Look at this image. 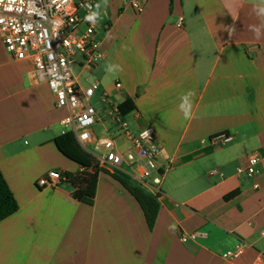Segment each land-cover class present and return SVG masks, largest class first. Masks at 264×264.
<instances>
[{
  "label": "crops",
  "instance_id": "0c3cea01",
  "mask_svg": "<svg viewBox=\"0 0 264 264\" xmlns=\"http://www.w3.org/2000/svg\"><path fill=\"white\" fill-rule=\"evenodd\" d=\"M99 5L103 57L72 71L83 89L86 75L96 78L103 107V92L118 106L132 99V131L154 130L164 171L155 225L103 169L101 152L93 205L72 198L66 179L38 186L51 171L83 170L55 143L69 111L0 35V170L19 205L0 222V264H264V0H148L140 12L126 0ZM96 124V138L116 134L98 110ZM220 134L233 140L212 144ZM254 153L258 174L238 173ZM192 232L202 235L180 239ZM242 241L241 256L223 257Z\"/></svg>",
  "mask_w": 264,
  "mask_h": 264
},
{
  "label": "built area",
  "instance_id": "2783aa9c",
  "mask_svg": "<svg viewBox=\"0 0 264 264\" xmlns=\"http://www.w3.org/2000/svg\"><path fill=\"white\" fill-rule=\"evenodd\" d=\"M126 2L140 12L148 0ZM93 10L94 0H0V35L13 59L31 61L37 77L45 80L54 93L57 107L69 111L61 121L62 134L72 132L77 142L93 157L101 152V156H97L103 169L113 174L120 172L127 175L149 188L153 196L160 197L164 171L158 166L161 145L154 130L145 127L137 132L132 131L128 119L106 92L101 95V102L105 105L108 119L116 128V134L99 138L94 136L97 110L91 99L99 84L94 83L83 89L72 71L79 59L83 68L91 70L103 57ZM182 21L180 17L179 24ZM115 85L120 87V83ZM232 140L231 135L220 134L212 137L210 142L223 146ZM261 160L260 154H252L247 166L238 167V173L254 177L259 172ZM62 179L66 177L60 171H51L37 184L39 187L55 186ZM200 235V232L182 233L180 239L187 242ZM245 249L246 243L239 242L223 257L238 258Z\"/></svg>",
  "mask_w": 264,
  "mask_h": 264
},
{
  "label": "trees",
  "instance_id": "16d2710c",
  "mask_svg": "<svg viewBox=\"0 0 264 264\" xmlns=\"http://www.w3.org/2000/svg\"><path fill=\"white\" fill-rule=\"evenodd\" d=\"M119 109L126 116L135 109L133 100L126 99L119 104ZM55 143L64 156L83 169L76 173H65L66 182L72 187V198L84 204L93 205L98 175L101 171L93 155L77 142L72 132L58 136ZM113 176L135 197L144 212L149 228L153 229L160 209L158 198L148 193L127 175L117 172ZM18 209V202L0 170V222L16 213Z\"/></svg>",
  "mask_w": 264,
  "mask_h": 264
},
{
  "label": "rangeland",
  "instance_id": "374dc122",
  "mask_svg": "<svg viewBox=\"0 0 264 264\" xmlns=\"http://www.w3.org/2000/svg\"><path fill=\"white\" fill-rule=\"evenodd\" d=\"M99 2H100V0H94V11H93V16L94 17H97V16H99V12H100V5H99ZM73 67H75V66H73ZM73 70H74V72H77V68L75 67V68H73ZM86 78L88 79V80H86V82H85V86H89V85H92L95 81H96V78H92V76H90V77H88V75H86ZM98 94H99V91H97L96 93H95V95L92 97V99H91V103H92V105H94L95 106V108L99 111V114H100V116L102 117V119H104V120H106V119H108L107 118V116L105 115V113H106V111H105V106L103 107V105L101 104V103H97V100H98V98H99V96H98ZM101 125L100 124H95L94 125V128H95V130H97V131H100L101 130ZM107 134L106 133H104V132H102L101 131V133L99 134V136H106Z\"/></svg>",
  "mask_w": 264,
  "mask_h": 264
},
{
  "label": "clouds",
  "instance_id": "9594fccd",
  "mask_svg": "<svg viewBox=\"0 0 264 264\" xmlns=\"http://www.w3.org/2000/svg\"><path fill=\"white\" fill-rule=\"evenodd\" d=\"M137 7H139V5L137 4L136 5ZM89 19H91V17H89ZM191 108H192V105L191 104H188L187 107H185L184 111H185V118L186 119H191ZM144 135H147V133H144Z\"/></svg>",
  "mask_w": 264,
  "mask_h": 264
}]
</instances>
